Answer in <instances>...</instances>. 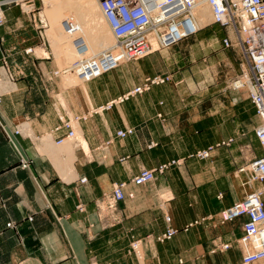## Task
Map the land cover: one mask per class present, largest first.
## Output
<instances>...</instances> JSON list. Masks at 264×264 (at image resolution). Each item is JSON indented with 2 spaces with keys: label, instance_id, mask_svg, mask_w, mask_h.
<instances>
[{
  "label": "crops",
  "instance_id": "crops-1",
  "mask_svg": "<svg viewBox=\"0 0 264 264\" xmlns=\"http://www.w3.org/2000/svg\"><path fill=\"white\" fill-rule=\"evenodd\" d=\"M39 26L37 13L21 3L5 7L0 27V264H243L246 251L238 239L247 216L221 220V212L246 194L230 171L216 173L211 167L202 181L180 183L160 181L158 174L142 186L130 183L128 189L135 196L108 208L115 183L170 161L166 155L152 157L156 149L148 142L155 133L149 135L146 129L160 122L158 113L167 110L163 89L157 86L74 123L88 149L76 140L58 143L69 131L65 123L70 111L80 115L114 98H100L97 86L109 73L90 82L91 103L79 90L66 89L61 71L49 60L51 52L45 48L49 39H41ZM210 27L211 23L193 38L201 54L209 55L199 70L223 71L227 76L242 72L247 60L240 44L228 47L223 38L213 36L216 31L224 37L229 33L233 41V30ZM215 48L221 51L218 56L211 55ZM7 61L14 80L7 75ZM150 74L142 71L141 79ZM126 126L138 130L119 137L118 130ZM166 172L178 180L183 175L179 166ZM245 179L239 180L241 184ZM263 186L256 183V188ZM164 209L173 214L172 225L179 230L161 242L156 238L167 227ZM192 221L196 224L187 227ZM226 243L229 248L222 249Z\"/></svg>",
  "mask_w": 264,
  "mask_h": 264
},
{
  "label": "rangeland",
  "instance_id": "rangeland-1",
  "mask_svg": "<svg viewBox=\"0 0 264 264\" xmlns=\"http://www.w3.org/2000/svg\"><path fill=\"white\" fill-rule=\"evenodd\" d=\"M28 1L30 0H13L11 3L19 2L28 12L37 13L41 39L48 37L50 41L45 44V48L51 52V59L49 60L53 61L52 65H54L55 69L61 71V79L66 89H70L71 91L79 90L82 95L86 96L88 102H92L89 92L90 82L107 73L111 76L107 75L97 85L99 86L100 98L108 96L115 99L114 96L119 97V95H123V92L129 86H133L134 88L141 85L145 80V78L144 80L141 79L142 71H145L147 75L152 73V75L150 74V76L147 77L170 75L172 81L153 85L149 90L138 94L142 95L157 86H160L164 92V103H162L167 110L158 113L156 118L160 119V122L156 121V125L152 123V125L146 126L149 135L155 133L154 139L152 138V140L148 142V145L150 149H156L152 153L153 158H162L166 155L167 158L170 159V161L166 163L172 161L169 167L179 166L183 175H180V177H182L180 180L177 179L176 174L166 175V170L169 169L168 167L161 173V176L162 174L163 176H160V181L164 179L176 183L184 181H202L201 177L205 175L207 171H210L211 167H215L216 173H221L224 169L227 172L230 171V176L238 181L239 188L242 192H245V189L246 192L250 190L249 187H246L245 181H243V184L240 182V179L246 178V173L240 172V169L262 154V146L255 133L258 116L257 113L254 112L255 107L252 108L254 105L251 103L247 86L239 87L235 85L236 80L242 79V77H240L242 75L241 71L234 76H227L223 75V71L217 73V70H212L210 74H207V72H202L198 68L201 62L205 58H208L209 55L205 52L201 54L197 49L196 41L193 39L195 35L197 36L199 32L204 30V27L206 28L210 23V28L213 27V29L230 30L231 28L213 22L211 8L207 3H204L203 0L202 2L200 1L199 5L194 10L195 19L191 27L198 30L196 33L184 38L170 48L156 50L138 60L122 62L118 67L107 73L88 78L85 75L76 73V71L74 72L75 66L77 65L76 62H79L80 59L83 58L97 57L100 52H103L101 51L103 48L104 51L107 50L108 47H103L99 42L98 36L102 33L105 35L110 34V43L115 44V37L113 38L114 35L111 33L112 31L105 20L102 9L96 5L97 10H91L92 8L90 7V9L87 7L86 10L84 3H90L92 0ZM200 19L201 22L199 26L196 27ZM232 30L234 32L232 35L234 40L231 44H239L235 29ZM213 34L214 37L223 38V42L226 38H231L229 33H227L225 37L223 33L217 31ZM62 40L66 42L65 47H63V43H61ZM84 40L87 43L83 42ZM55 44L63 51V54L59 57L55 53L59 61L53 54L52 46ZM231 44L230 46H232ZM28 50L30 51L31 48ZM39 52H42V50H39ZM39 52L37 53L40 55H47L46 50L42 52L44 54ZM220 52L221 51L215 48V50L211 52V55L214 54L218 56ZM144 58H147L146 63L143 62ZM68 62H71L74 66L69 71L64 69V65ZM137 63H139L141 68L136 66ZM129 64L132 66L128 67V69L127 65ZM245 66L246 69H248V61H245ZM118 68L119 70H117ZM222 68H224V66ZM6 69L8 76L12 75L15 77L14 71L10 67L8 61ZM238 84L242 85L244 81L240 80ZM66 98H68V96H66ZM80 103L82 105L81 100ZM108 103L99 107H90V105L87 104L90 109H87L86 112L80 115H75L70 111V117L67 121L71 120L76 133L73 139L66 138L64 143L74 142V140H76L80 146H84L85 149H88L87 142L82 136V132L78 126L75 127L74 123H79L80 119L92 117L98 111L102 112L103 109L108 108ZM243 103L245 107L242 106ZM240 107L241 110H239ZM128 111V109L125 110L126 113H128ZM239 122L240 126H238ZM127 127L133 128L134 131L132 134H134L137 129V127L135 128L134 126H126L120 130ZM141 128L143 127H140V129ZM230 139L231 142H228L227 140ZM83 141L86 145H84ZM210 147L212 149L210 150L209 156L201 157L199 155L200 151L209 149ZM213 155L215 156L213 157ZM173 161L175 162L173 163ZM130 181L131 179L128 182ZM179 187L181 186L179 185ZM171 196L172 195L163 196V199L170 198ZM163 215L167 227L158 237L168 228V216L172 218L171 223H173V214H171L169 210L164 209ZM195 221H192V225L193 223L194 225L196 224ZM158 237L156 238L157 240ZM139 243H137L138 247L141 246Z\"/></svg>",
  "mask_w": 264,
  "mask_h": 264
},
{
  "label": "built area",
  "instance_id": "built-area-1",
  "mask_svg": "<svg viewBox=\"0 0 264 264\" xmlns=\"http://www.w3.org/2000/svg\"><path fill=\"white\" fill-rule=\"evenodd\" d=\"M13 0H0V27L5 23L4 7ZM201 0H100V7L111 29L115 32L117 41L112 49L105 50L97 57L80 59L74 72L86 74L88 78L107 73L122 62L141 59L156 50L170 48L179 41L196 33L192 28L195 19L194 9ZM211 6L213 22L235 29L246 60V67L242 71V79L236 80L235 85L247 86L251 103L256 109L259 124L255 133L262 146V154L242 167L240 172L246 173L245 185L250 190L243 199L234 203L221 212L222 222L232 221L240 216H247L244 223V234L238 243L245 249L243 263L252 264L264 259V186L256 188L255 184L264 185V0H205ZM226 46L232 40L226 38ZM7 70V69H6ZM9 79L14 80L12 75ZM240 80L244 84H238ZM172 81L170 75H155L147 77L138 85L120 95L107 104L111 107L116 103H123L134 95L149 90L153 85ZM0 95V101H1ZM65 127L69 129L64 138L75 136L71 120L66 121ZM133 128L127 127L118 131L119 137H126L133 133ZM16 132H20L19 129ZM227 142V141H224ZM231 142V139L228 140ZM212 148L200 151L201 157L209 156ZM175 161H173L174 163ZM170 163L162 164L156 168H145L135 174L130 182L120 181L114 184L108 196V208H116L117 203L126 197L133 198L135 193L129 191L128 186H136L152 182L157 174L163 173ZM86 181V177L81 179ZM168 228L158 237L164 241L171 239L176 233L170 216L167 217ZM192 224L188 225L190 227ZM12 227V223H8ZM137 246V245H136ZM229 244H222V249H228Z\"/></svg>",
  "mask_w": 264,
  "mask_h": 264
},
{
  "label": "bare ground",
  "instance_id": "bare-ground-1",
  "mask_svg": "<svg viewBox=\"0 0 264 264\" xmlns=\"http://www.w3.org/2000/svg\"><path fill=\"white\" fill-rule=\"evenodd\" d=\"M83 1H85V0H83ZM201 2H202V0H201ZM203 2L204 3H207L205 0H203ZM208 4V3H207ZM96 5H97V7H100V0H92L90 3H84V6H85V9L87 10V7H88V9H90V8H92L91 10H94V9H96ZM199 5V4H198ZM197 5V6H198ZM209 6H210V4H208ZM196 6V7H197ZM79 7V6H78ZM90 7V8H89ZM196 7H195V9H196ZM101 8V7H100ZM99 8V9H100ZM210 8H211V6H210ZM102 9V8H101ZM194 9V10H195ZM97 10V9H96ZM94 12V11H93ZM104 17H105V15H104ZM203 18V17H202ZM105 20H106V22L108 23V21H107V19H106V17H105ZM93 21V20H92ZM197 21V20H196ZM199 21V20H198ZM200 22H201V19H200V21L197 23V26L196 27H198L199 26V24H200ZM90 23V22H89ZM93 23H94V21H93ZM193 24V23H192ZM108 25H109V23H108ZM193 26V25H192ZM109 27H110V25H109ZM110 29H111V27H110ZM102 31V30H101ZM100 31V32H101ZM111 33H113L112 35H114L113 36V38L115 37V44H116V41H117V38H116V35H115V32L111 29ZM103 32V31H102ZM98 38H99V42H100V44L103 46V47H108L107 48V50L108 49H112L113 48V46H115V44H111L110 42H111V40H110V34H104V33H102L101 35H99L98 36ZM83 40V39H82ZM71 42V41H70ZM83 42H86L85 40L83 41ZM61 43H63V47H65L66 45H65V41H63L62 40V42ZM87 43V42H86ZM61 45V44H60ZM100 45V46H101ZM88 46V45H87ZM59 46L57 45V44H55L54 45V49H55V53L57 54V56L59 57L60 55H62L63 54V51H61V48H58ZM62 47V48H63ZM90 47V46H89ZM104 49V48H103ZM101 50V51H103L104 52V50ZM100 53H102V52H100ZM99 53V54H100ZM98 54V55H99ZM97 55V56H98ZM77 63V65L75 66L76 67V69H77V67H78V63L79 62H76ZM65 68L64 69H66V70H70L71 68H73L74 66H73V64L71 63V62H68V63H66L65 65ZM82 75H86V74H82ZM74 137H71L70 139H73ZM67 139H69V138H67ZM84 142V141H83ZM84 145H86V143L84 142ZM264 260V259H263ZM262 260V261H263ZM243 264H245V263H243ZM252 264H254V263H252Z\"/></svg>",
  "mask_w": 264,
  "mask_h": 264
}]
</instances>
